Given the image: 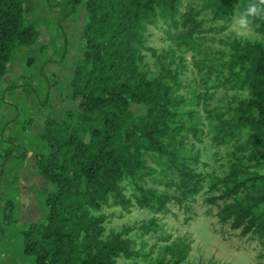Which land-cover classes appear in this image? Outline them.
<instances>
[{
  "label": "trees",
  "instance_id": "obj_1",
  "mask_svg": "<svg viewBox=\"0 0 264 264\" xmlns=\"http://www.w3.org/2000/svg\"><path fill=\"white\" fill-rule=\"evenodd\" d=\"M181 2L67 0L72 9L83 4L87 16L83 57L70 83L78 107L63 121L47 118L40 134L46 150L36 157L37 171L53 191L45 220L21 232L23 254L34 264H118L122 258H145L130 228L106 233L104 209L129 211L137 205L162 212L171 202L183 204L204 192L206 184L209 201L222 202L220 220L243 236L255 235L264 250V4L198 0L183 13ZM251 4L261 8L251 18L260 39L227 41L196 65L201 85L222 90L226 100L211 107L215 96L207 92L184 96L178 74L147 45L149 28L161 24L183 50L194 45L208 19L224 31ZM38 39L36 26L26 22L24 1L0 0V79L15 47H31ZM147 53L160 66L155 75L149 73ZM201 97L204 118L186 110L195 101L199 105ZM131 104L145 105L147 113L135 116ZM203 120L216 145L233 147L222 177L198 170L190 140L200 141ZM156 174L162 178L161 191L144 186L145 178ZM154 227L151 222L140 229L147 235ZM190 251L185 240L167 242L148 262L183 264Z\"/></svg>",
  "mask_w": 264,
  "mask_h": 264
},
{
  "label": "rangeland",
  "instance_id": "obj_2",
  "mask_svg": "<svg viewBox=\"0 0 264 264\" xmlns=\"http://www.w3.org/2000/svg\"><path fill=\"white\" fill-rule=\"evenodd\" d=\"M26 22L36 26L39 39L31 47H15L8 71L0 79V264H34L23 254L22 235L31 223L43 222L47 214V197L53 186L39 175L36 157L45 152L41 139L47 118L63 121L68 111H76L78 103L71 99V79L76 64L82 59L84 40L82 31L87 22L83 4L72 9L67 0H23ZM198 0H182L181 11L198 5ZM210 19L190 48L181 50L161 24L150 27L147 45L153 48L166 68L176 72L181 80L182 94L187 98L196 95H214L210 106L225 101L227 93L207 90L196 67L205 54L224 48V43L238 38L231 25L224 31L214 28ZM172 34L176 33L172 29ZM247 39L260 37L251 29ZM150 75L159 72L160 66L151 53H147ZM211 84V83H210ZM8 88H11L8 90ZM200 104L187 106L204 118ZM135 116L147 113L145 105L131 104ZM200 141L190 140L199 157L198 170L222 177L230 164L232 146H218L203 120ZM155 168V164L150 163ZM156 174L144 180V186L163 190ZM128 196L132 187L126 183ZM206 189L183 204L171 202L162 212L135 205L129 211L105 208L108 216L106 233L130 228V237L137 249L145 255L137 260L120 259L118 264H149L167 242L185 240L191 251L183 264H264V250L255 235L243 236L231 223L220 220L222 202L209 201ZM215 192L213 196H219ZM155 223V230L145 235L144 225Z\"/></svg>",
  "mask_w": 264,
  "mask_h": 264
},
{
  "label": "clouds",
  "instance_id": "obj_3",
  "mask_svg": "<svg viewBox=\"0 0 264 264\" xmlns=\"http://www.w3.org/2000/svg\"><path fill=\"white\" fill-rule=\"evenodd\" d=\"M264 4V0H261ZM261 8L256 4L248 5L245 9L237 13L231 22V30L238 38L247 39L251 36V18L260 15Z\"/></svg>",
  "mask_w": 264,
  "mask_h": 264
}]
</instances>
